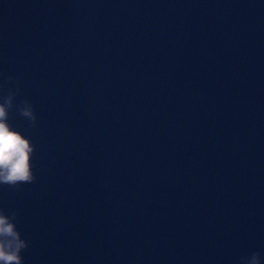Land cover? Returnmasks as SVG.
<instances>
[{"label":"water","instance_id":"1","mask_svg":"<svg viewBox=\"0 0 264 264\" xmlns=\"http://www.w3.org/2000/svg\"><path fill=\"white\" fill-rule=\"evenodd\" d=\"M16 81L24 264H264V0H0Z\"/></svg>","mask_w":264,"mask_h":264},{"label":"clouds","instance_id":"2","mask_svg":"<svg viewBox=\"0 0 264 264\" xmlns=\"http://www.w3.org/2000/svg\"><path fill=\"white\" fill-rule=\"evenodd\" d=\"M14 80V77L9 76L7 83ZM19 95L18 81L14 89H6L5 83H0V185L16 189L37 180L34 171L36 145L10 123V115L16 111L30 122L31 127L37 126L38 117L33 103L25 97L17 104ZM16 219V212L8 215L0 208V264H24L21 253L29 247V243L22 239L14 223ZM240 264H261V253L254 252L250 256L241 257Z\"/></svg>","mask_w":264,"mask_h":264}]
</instances>
